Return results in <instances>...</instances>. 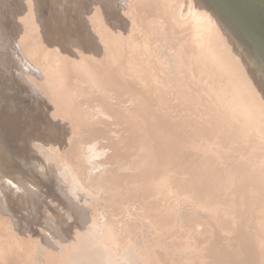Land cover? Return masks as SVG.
Masks as SVG:
<instances>
[{"label": "rangeland", "instance_id": "374dc122", "mask_svg": "<svg viewBox=\"0 0 264 264\" xmlns=\"http://www.w3.org/2000/svg\"><path fill=\"white\" fill-rule=\"evenodd\" d=\"M218 1L264 38V0ZM138 3L167 5L170 20L157 25V38L171 34L187 43L186 28L192 26L199 38L216 39L206 59L211 67L219 65L217 46L227 55L225 75L236 69L250 107L244 115L248 127L208 104L203 80L194 77L199 63L198 69L191 64L195 72L191 65L179 71L185 89L175 84L178 79L171 82L164 58L152 52L150 28L136 14ZM134 23L139 30L133 31ZM249 49L209 0H0V264H264V190L251 183L255 173L264 180V160L251 161L264 152V55ZM130 58L139 60L147 86L158 89L167 121L201 128L208 119L199 110L211 108L209 114L241 127L238 134H253L249 158L214 145L216 174L206 188L191 185L182 193L175 191V180L147 177L106 139L87 136L101 120L114 128L113 118L98 112L99 102L87 103L101 95L97 83L86 85L75 74L94 67L103 80L97 86L108 88L118 79L100 63L108 74L116 70L127 77L135 73ZM191 86L193 93H204L191 94ZM181 111L188 119H176ZM141 161L139 166L152 163Z\"/></svg>", "mask_w": 264, "mask_h": 264}, {"label": "bare ground", "instance_id": "6f19581e", "mask_svg": "<svg viewBox=\"0 0 264 264\" xmlns=\"http://www.w3.org/2000/svg\"><path fill=\"white\" fill-rule=\"evenodd\" d=\"M209 2L210 4L213 5V8L215 9L217 13L219 10L221 9L223 10L222 12L223 14H219V13L218 14L221 17H223L225 21L230 23V26L235 31V36H237V38L240 39L241 42L245 44V46L250 48L249 51L251 53H254L255 55L257 54V56L259 57H261V54L264 55V46L263 47L260 46V43H258L259 41L253 37L251 32L247 29L245 23L242 21L243 19L239 17V15H236L235 13L230 11L218 0H209ZM150 6H153V7H150ZM150 6H148L147 3H138L137 8L135 7L136 14L138 15L139 18L143 20V23L148 25V28H150L149 31L152 36L151 37L152 43H150V45L153 44L151 47L154 48V49L152 48V52L155 57L164 58L162 61L166 62L168 65L169 70H167L166 73L171 78V82L175 79H178V81H175L178 83H175V84H177L178 86L179 84L180 86L181 85L183 86L185 82L183 81L184 83L183 84L181 83L182 79H180L179 71L182 68L186 69V67L191 64L195 66L196 69H198L197 64L199 63L201 65V71L200 72L198 71L197 75H195L197 72L191 75L192 76L195 75L194 77L200 80H203L202 83L204 86L202 85V83H201V86L204 88V90H206L205 93H206V98L208 100V104L211 103L213 106V109H216L218 112H220V114H224L226 118H232V119L233 117L240 118L241 125H243L244 127H248L250 123L248 121H244V115L246 113H250V110H249L250 107L247 104L248 100L244 92L240 90L238 87L237 79L234 76V73H236V69H234L232 76L231 74L225 75L224 71H222L223 69L221 65L227 68V66L225 65V58L227 55H222L221 52L217 49V46L215 43L214 44L216 46V50H215L216 60L219 65H216L215 67H211L209 62H211L210 59L212 58L209 59L210 60L209 62L207 60L209 56L206 59V55L208 54L209 47L210 46L212 47L213 39L215 38L211 35H206V34H205L206 37L204 39L199 38L197 36L198 34L192 28V26L186 28V30H189V35H190L187 43H183L181 40H180L181 41L180 43L175 42L176 37H173L171 34L169 37H165L162 39L157 38V36H155L156 28H157V31L159 30L157 25L165 22V19L169 21L170 14L166 13L165 9H168V8H167V5L165 4L157 5V3H154V4H150ZM132 28H133V31L135 28L139 30V28L136 26L135 23L132 26ZM145 31L148 32V30H145ZM137 36H139V33H137ZM210 38H211V43L208 42ZM198 44H200V46ZM103 48H104V45H103ZM141 49H144V48L142 47ZM102 52H104V50ZM144 53L145 52L142 50L141 52L142 56ZM95 59L96 60L99 59V62H100V58L96 57ZM194 60H196L197 63ZM86 61L84 63H87ZM126 61H129V64H133V66H135V71H134L135 73L131 74L132 76L128 75L127 77H125L123 75H119L117 73L118 71L116 70L110 71L108 74L107 73L108 71L105 70V66L101 65L102 62L100 63V66L103 67L104 69V73L108 76L109 75L112 76L113 79L115 80L118 79V83L117 84L114 83V84L120 86L119 89H116L113 86L114 84L113 85L111 84L114 88L112 91L111 90L112 88L111 89L109 88L111 87V85H109L110 83L108 84L109 86L108 88L107 87L105 88V85H104L105 89L111 90V92H109L110 94H108L107 96L108 99L105 95L107 90H105L103 87L102 89L99 88L103 86L101 85L103 84L101 83V81L103 80H102L101 74L93 70L94 67H92L91 71L86 70L85 67H81V69H79V72L75 74L74 76L75 79L76 78L84 79L86 85L88 83L89 85H95V83H97L95 87L99 89L100 92L102 93L101 95H98V96L96 95L95 97H92L91 99L87 101V103L94 104L93 103L94 101L99 102L101 104V111L98 110V112H100V114H109L110 117L113 118L112 123H113L114 128L110 129L109 122L101 120V123H99L100 126L94 125L95 127H93V129H90L91 131L89 129H86L87 131L89 130L88 132L85 131L86 133H88L87 136L92 135L94 133L93 135L96 138L101 137V138L106 139L113 146V148L119 154L120 157L136 164L138 168L143 171V174L145 176L155 177V176L165 175L166 179L168 178L169 180H172V182L175 180L176 184L173 182L176 185L175 191L176 189H178L182 193L189 192L191 189V185L193 186L202 185L203 187L206 188L207 184H209V181L212 175L216 174L217 169L214 167V159L211 156V153L213 152V149L215 147L214 145L223 147L224 149L228 146V149L232 150L233 153L239 154L240 157L244 156L246 159L249 158V154H248L249 150L250 148L254 147L253 145H255L254 140L252 139L253 134H248L245 131L240 132L238 134L237 129L240 130L241 127L239 128L238 125L236 126L235 124L228 123L227 121L223 122V119L221 117L218 118L217 116L214 117L212 114H209L208 112L209 111L211 112L213 110V109L211 110V108L209 111L207 108L208 112L204 110L205 108L203 109L199 108L200 115L203 113L204 117L208 119L206 121L205 119H203V126L201 128H199L198 126L189 128L185 124L183 125V122L179 123L177 121L176 122L175 121L172 122L171 120L167 121L164 118L168 115V114L165 115V112L167 111V105H165V103H163L161 99L159 98L160 93L158 89L156 88L151 89L145 83L144 78H147V77L142 76L141 74V72H143L144 70L143 68H141L139 60L137 58L135 59L130 58L129 60H126ZM147 62L151 63V61H147ZM137 66L139 67L136 68ZM193 66H192L193 68L192 71L194 70L197 71ZM259 67L262 70V67L260 64H259ZM189 70L190 72H192L191 69ZM185 73L183 72V74ZM155 75H156V72H155ZM164 76L166 75L164 74ZM159 79H161V77ZM185 79H186V76H185ZM162 81L161 83H163ZM195 82L197 83V81ZM158 83L156 85H158ZM188 84L189 83H187V86ZM97 85H101V86L98 87ZM187 86L185 87L188 90ZM193 86L189 87V89L192 88ZM203 88H199V90L202 89V91L200 90L201 92L199 93H204ZM183 89H185L184 86H183ZM64 90H66V87ZM164 91L165 93L167 92L166 90ZM192 91H193V88L190 92ZM196 92L194 93L192 92L191 94L194 95ZM172 93H173V90L171 91V94ZM127 102H130L132 107H128L126 105ZM202 102H204L205 104L204 100ZM159 104L161 106L164 104L165 106L163 105L164 107H161V108L156 107ZM177 106H180V105L178 104ZM88 107L91 108V106H88ZM107 108L110 109L109 112H107L108 110ZM163 111L165 112L162 114ZM95 114L98 115V113H95ZM184 114H185L184 111L183 112L181 111L179 113L176 112V116L177 115L179 116L176 119L179 121H183V119L186 118V117H183ZM88 118L90 119L91 117H88ZM196 118H197V115H196ZM24 121L25 123H24L23 131L27 135L29 133L28 129L31 126H29L27 119H25ZM201 121L202 120H200V123ZM97 122H98V117L96 116L95 123ZM11 125L15 127V124H11ZM78 126L80 125L78 124ZM89 126H91V124ZM220 128H222L223 131H220ZM93 130L94 132H92ZM257 133L262 135L261 129L259 126L257 127ZM13 136L16 137L14 132H13ZM192 136H197L198 139L197 137L195 139ZM262 139H263V136H262ZM96 144L97 143H95V145ZM221 144H224L226 146H222ZM259 148L264 150L263 140L261 141ZM61 150H63V148H61L60 151ZM198 153H200L199 154L200 156L198 155ZM136 155L139 156L138 161H136L135 159ZM141 158L143 159V161L152 162V163L139 166L138 164L140 163ZM251 159H252L251 161L256 162L258 165L261 164V162H263L264 160V152L261 153L260 157L256 156V158H253L251 156ZM65 164L67 166L70 165V163H67V162ZM259 170L263 172L262 168H260ZM11 171H13V169ZM257 175H258L257 173L253 175L251 183H254L256 188L264 190V180L260 179L259 176ZM71 181L72 180H70L69 182ZM66 258L68 259L69 257H66Z\"/></svg>", "mask_w": 264, "mask_h": 264}, {"label": "water", "instance_id": "95a60500", "mask_svg": "<svg viewBox=\"0 0 264 264\" xmlns=\"http://www.w3.org/2000/svg\"><path fill=\"white\" fill-rule=\"evenodd\" d=\"M222 12H223L222 9L218 11L219 14H223ZM242 21H243V20H242ZM243 22H244V21H243ZM244 23H245V22H244ZM245 25L248 27L247 29L251 32V34L253 35V37H254L255 39H257V40H261V41L264 43V38L259 37V35H257V34H256V33L250 28V26H249L247 23H245Z\"/></svg>", "mask_w": 264, "mask_h": 264}]
</instances>
